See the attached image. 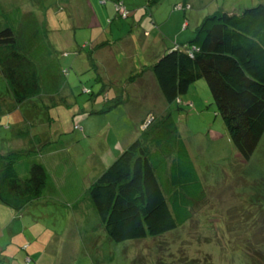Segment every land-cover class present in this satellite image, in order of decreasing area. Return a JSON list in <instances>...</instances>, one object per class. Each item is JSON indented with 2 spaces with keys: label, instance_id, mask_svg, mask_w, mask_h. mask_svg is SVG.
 <instances>
[{
  "label": "rangeland",
  "instance_id": "obj_1",
  "mask_svg": "<svg viewBox=\"0 0 264 264\" xmlns=\"http://www.w3.org/2000/svg\"><path fill=\"white\" fill-rule=\"evenodd\" d=\"M185 1L0 0V31L11 27L17 9L34 13L48 41L59 42L55 48L65 54L61 65L69 71L39 99L0 113V157L27 169L33 161L46 164L50 183L58 186L56 194L45 191L46 206L29 205L20 213L0 203V264H252L245 252L251 243L264 254V136L244 163L205 80L181 97L178 110L165 102L150 70L167 49L189 41L207 17L264 0ZM0 94L10 100L2 77ZM168 113L207 198L174 233L116 244L105 233L90 188L135 139L152 136ZM26 224L38 234L25 232Z\"/></svg>",
  "mask_w": 264,
  "mask_h": 264
},
{
  "label": "trees",
  "instance_id": "obj_2",
  "mask_svg": "<svg viewBox=\"0 0 264 264\" xmlns=\"http://www.w3.org/2000/svg\"><path fill=\"white\" fill-rule=\"evenodd\" d=\"M11 17V27L0 31V77L11 96L0 94L1 116L39 99L69 73L61 65L65 54L48 41L38 16L17 9ZM44 24H51L49 15ZM150 70L165 102L178 110L181 97L205 80L238 158L251 160L264 136V4L207 17L188 42L167 49ZM8 158L0 157V203L21 212L44 196L50 171L39 161L27 169ZM89 192L106 235L116 244L174 233L194 219L207 198L171 113L147 140L135 139ZM256 247L251 243L245 252L252 264H264ZM206 264L212 262L206 259Z\"/></svg>",
  "mask_w": 264,
  "mask_h": 264
},
{
  "label": "crops",
  "instance_id": "obj_3",
  "mask_svg": "<svg viewBox=\"0 0 264 264\" xmlns=\"http://www.w3.org/2000/svg\"><path fill=\"white\" fill-rule=\"evenodd\" d=\"M192 1V0H191ZM195 1V0H194ZM188 1L186 0L185 1V3H187ZM188 5H190L189 4V2L187 3ZM86 5H87V8H88V10H90V9H92V6L90 5L89 6V4L86 2ZM157 9V8H156ZM94 15V13H91V17H89V21H91L92 19H93V16ZM184 24V27L183 28H187V27H189V23H188V21H186L185 23H183ZM200 25V22H199V24L197 25V27ZM196 27V28H197ZM50 30V29H49ZM196 30V29H195ZM50 31H55V30H50ZM56 31H58L57 29H56ZM187 34H189V33H187ZM194 31H193V33H190L189 34V40L194 36ZM60 35V34H59ZM178 40V39H177ZM182 41V43H185V42H188V40L187 41H184L183 39H181ZM73 42H74V40H73ZM57 44V46L59 45V42H57L56 43ZM178 44V43H177ZM74 45H75V42H74ZM57 46H55V47H57ZM79 46V45H78ZM73 47H75V46H73ZM72 47V48H73ZM71 48V49H72ZM59 49V48H58ZM70 49V50H71ZM59 52H61V50L59 49ZM68 52V51H67ZM115 61V60H114ZM115 66H117L116 64H115ZM14 153V152H13ZM58 164V163H57ZM60 165H62V162L61 163H59ZM103 173V172H102ZM101 173V174H102ZM49 175L51 176V174L49 173ZM60 176H63V174H60V175H57L56 174V177L57 178H59ZM67 176L65 175L64 176V178H66ZM57 185H55L54 186V183H50L49 182V185L47 186V190H46V195H47V192H52V193H54V194H56L57 192H58V186L56 187ZM45 194V193H44ZM54 194L52 195V197L54 196ZM43 196L39 201H37V202H35V203H33V204H31V205H34V204H38L39 206H46V205H48L49 203H50V201L49 200H47V196ZM54 203V202H53ZM20 213H22V212H20ZM20 213H17L16 214V218L18 217V216H20ZM8 214L10 215V213L8 212ZM21 219H24V215L21 217ZM23 223H24V221H23ZM23 229H24V231L26 232L27 231V229H29V230H34L35 231V227H34V225H28V224H26V225H23V227H22ZM38 233H37V231H35V235H37ZM3 235L1 234V237H2ZM13 240V239H12ZM25 240H27V239H25ZM1 252H2V248L0 247V254H1ZM30 256V255H29Z\"/></svg>",
  "mask_w": 264,
  "mask_h": 264
},
{
  "label": "built area",
  "instance_id": "obj_4",
  "mask_svg": "<svg viewBox=\"0 0 264 264\" xmlns=\"http://www.w3.org/2000/svg\"><path fill=\"white\" fill-rule=\"evenodd\" d=\"M122 9V7H119V10H121Z\"/></svg>",
  "mask_w": 264,
  "mask_h": 264
}]
</instances>
